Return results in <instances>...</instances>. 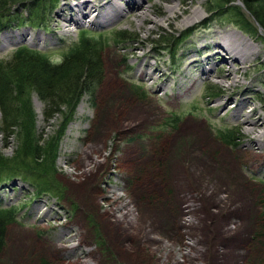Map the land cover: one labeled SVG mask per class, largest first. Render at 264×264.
I'll list each match as a JSON object with an SVG mask.
<instances>
[{
  "label": "rangeland",
  "instance_id": "rangeland-1",
  "mask_svg": "<svg viewBox=\"0 0 264 264\" xmlns=\"http://www.w3.org/2000/svg\"><path fill=\"white\" fill-rule=\"evenodd\" d=\"M77 1L57 0L43 14L48 29L22 23L25 5L0 14V59L27 45L60 61L87 39L100 60L67 121L68 108L45 119L31 94L38 144L59 139L53 190L30 188L15 206L0 264H264V136L254 143L264 130V31L208 14L215 0H119L120 13L105 10L118 0H92L100 6L90 16L65 21L80 16L70 11ZM185 29L193 33L180 40ZM234 31L250 43L246 60L215 47ZM167 40L175 53L159 52ZM16 143L0 133L3 156ZM14 185L0 192L2 206L17 200Z\"/></svg>",
  "mask_w": 264,
  "mask_h": 264
},
{
  "label": "trees",
  "instance_id": "trees-1",
  "mask_svg": "<svg viewBox=\"0 0 264 264\" xmlns=\"http://www.w3.org/2000/svg\"><path fill=\"white\" fill-rule=\"evenodd\" d=\"M30 1L0 0V14L8 16L7 12L11 4L25 5L29 8V12L22 23L32 29L36 28V24L48 29L43 14L46 16L50 14L57 0ZM234 1H210L211 5L207 13L211 15L214 12L226 16L228 22L246 33L248 28L258 30L259 27L264 31V0H241L242 6L235 4ZM246 14L251 21L248 22V18H245ZM14 18L16 17L5 18L9 19L5 22L8 23V27L12 26L11 22L15 21ZM46 18L48 21L49 18ZM209 19L205 18L202 22L205 23ZM20 23L21 21H18L14 25L18 26ZM1 24L0 29H3ZM191 33L193 31L185 29L180 40L190 36ZM159 47V52H168V55L175 53L173 48L175 50L177 48L169 40ZM98 55L99 50L94 43L84 39L73 44L60 61H52L49 53L37 51L27 45L16 48L8 59H0V133L4 141L14 136L17 142L11 157L0 153V192H6L8 185L15 180L20 184V187L15 185L12 187L11 191L15 192L13 194L17 200L7 202L9 206H2L3 198L0 197V242L5 236L6 225L17 219L20 208L17 209L15 206L26 195H30V188L36 195L47 194L46 192L53 190L50 184L53 181L54 157L59 139H53L44 147L38 144L33 124L31 94H35L43 102L45 119H51L62 113L64 108H68V112L65 115L66 111L63 113L67 121L83 92L97 77L96 70L100 63ZM260 80L264 84V74ZM35 199L40 200V196H35Z\"/></svg>",
  "mask_w": 264,
  "mask_h": 264
},
{
  "label": "bare ground",
  "instance_id": "bare-ground-1",
  "mask_svg": "<svg viewBox=\"0 0 264 264\" xmlns=\"http://www.w3.org/2000/svg\"><path fill=\"white\" fill-rule=\"evenodd\" d=\"M105 1L107 3L108 0H105ZM114 2H116V3H114ZM114 2L110 6H112L113 4H116L115 7H116L117 11H119L118 13L122 12L124 10V7L122 5H120L119 0L118 1H114ZM72 6H70V9H71L70 11H74L75 10V11H77V12L80 13V16L78 18H75L73 16H70L69 18L64 17V20L65 21H72L73 23H75V22L78 21V19H81V18H85V17L90 16V14L93 11H96L97 10L96 8L98 6H100V5H98L97 3L93 2L92 0H82V1L80 0V1L74 2L72 4ZM142 7H143V3L142 2H139V1H135L132 4V8L134 9V11H137V10L141 9ZM176 9H177V4L174 3L173 5L170 6L169 11H175ZM106 11L108 13H114V12H116V11H113L112 9H108ZM192 13H193V15H196L199 12L194 9L192 11ZM104 14L105 13H103V17H104ZM139 15H144V14L143 13H140ZM59 16H61V14ZM97 16L98 15H96V16L93 15V20H95L94 18H96ZM93 20H91V22ZM237 33L239 34L240 32L239 31H234L232 33L224 34L217 41H215V47L220 48L225 53V56L228 57L227 59H231L232 62L237 61L238 59H241L242 57L245 58V59H242V61L243 60H246V54L247 53H246L245 49H243V48H247L249 46V44H250L249 42L245 41L243 38H238L237 37L238 36ZM206 49H209V46L206 47ZM251 52L253 53V50ZM226 62L229 63L228 61H226ZM155 70H157V69H155ZM151 72H148V73H151ZM251 123L253 124L254 122H250L249 123V126H250V129L249 130L252 131L254 129V127H252V124ZM262 124L264 125V120L262 121ZM254 136H255L254 143L257 144L258 146H261L262 145L261 139L264 136V130H262L260 132L257 131ZM208 227L212 229V226H208ZM213 227H214V225H213ZM204 231L206 233H208L207 232L208 231V228H205ZM217 241H223V240H221L220 238H218ZM225 242H226V240H225ZM231 255L232 254H229V257L228 256H225V259L230 258ZM217 260H218V258H217Z\"/></svg>",
  "mask_w": 264,
  "mask_h": 264
}]
</instances>
